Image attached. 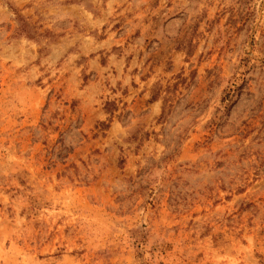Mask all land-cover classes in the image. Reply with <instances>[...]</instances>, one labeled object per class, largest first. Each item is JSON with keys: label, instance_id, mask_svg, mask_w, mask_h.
I'll return each instance as SVG.
<instances>
[{"label": "rangeland", "instance_id": "374dc122", "mask_svg": "<svg viewBox=\"0 0 264 264\" xmlns=\"http://www.w3.org/2000/svg\"><path fill=\"white\" fill-rule=\"evenodd\" d=\"M0 264H264V0H0Z\"/></svg>", "mask_w": 264, "mask_h": 264}, {"label": "trees", "instance_id": "16d2710c", "mask_svg": "<svg viewBox=\"0 0 264 264\" xmlns=\"http://www.w3.org/2000/svg\"><path fill=\"white\" fill-rule=\"evenodd\" d=\"M107 105H110V103L108 102V103H107ZM106 111H109V109H108V108H106Z\"/></svg>", "mask_w": 264, "mask_h": 264}]
</instances>
